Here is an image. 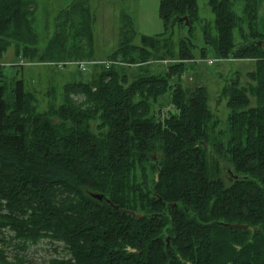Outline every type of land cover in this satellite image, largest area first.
Here are the masks:
<instances>
[{
	"label": "trees",
	"instance_id": "1",
	"mask_svg": "<svg viewBox=\"0 0 264 264\" xmlns=\"http://www.w3.org/2000/svg\"><path fill=\"white\" fill-rule=\"evenodd\" d=\"M241 1L251 23L256 0ZM233 4L208 0L216 32L204 24L200 49L203 59L212 52L217 60H256L249 90L233 83L222 91L229 111L224 145L213 144L207 89L182 85L185 63L195 61L198 0H161L164 34L142 36V46L121 43L109 57L119 65L65 85L60 104L50 92L55 99L44 112L22 81H7L3 55L14 44L28 61H76L84 42L94 40L91 12L80 2L61 11L41 48L31 6L0 0V264H23L17 256L10 263L6 249L22 252L42 239L61 243L67 255L48 264H264V46H249L264 37L251 33L236 44L241 19ZM185 18L191 38L180 43L179 63L147 72V62L161 58L159 39L176 24L186 28ZM130 66L142 72L132 81ZM168 94L179 113L157 123L152 102ZM222 157L240 179L225 181Z\"/></svg>",
	"mask_w": 264,
	"mask_h": 264
},
{
	"label": "rangeland",
	"instance_id": "2",
	"mask_svg": "<svg viewBox=\"0 0 264 264\" xmlns=\"http://www.w3.org/2000/svg\"><path fill=\"white\" fill-rule=\"evenodd\" d=\"M22 1L25 5L31 6L34 11L32 29L38 37L39 47L41 48L46 45L49 38L55 33L57 16L74 2H80V10H83L84 7L89 9L94 22L93 42H84V48L86 49L83 54H76L78 59H75L76 61H67V64L64 65L65 67L58 65L61 62L28 61L23 56L18 57L15 53L14 44L3 55L1 63L4 66V75L7 81L10 83L22 81L28 92L35 93L40 112L48 110L54 98L51 97L50 99L48 97L51 93L54 94L56 103L60 104L63 99V88L65 85L90 81L106 63L119 65L115 61L112 62L109 57L118 50L121 43L142 46V36L155 37L165 32L164 25L159 17L161 0ZM232 1L236 16L241 19L240 24L238 23L237 28L233 30L236 44L244 43V36L250 39L251 33L264 37V0L255 1V11L249 16L251 23L246 15L245 3L241 0ZM198 8L200 21L194 24L195 36L193 38L190 37L187 25L186 28L182 24L174 25L172 31L165 37L160 38V42L157 44L160 47L158 53L161 54V58L156 57L154 60L147 62L146 69L151 74H162V72L167 70L168 66L178 64L180 43L191 38L196 46V49L193 50L195 61H187L185 63L187 70L182 77V85L189 90H194L198 87L207 89L208 105L214 115L210 122L211 129H214L213 126H215V131L212 134V138L215 139L213 144L220 140L226 145L225 142L229 136V125L227 123L229 111L227 109L228 100L221 98L222 91L233 83H238L241 88L249 90L251 84L254 85V83L250 82L247 76L256 70V60L222 58L217 60L212 52H208L207 57L203 59L200 49L204 47V24H208L215 33V15L208 5V0H198ZM79 64L86 65L85 72L79 68ZM139 70L140 68L136 66L127 67V73L131 81L137 75L142 74ZM250 99L252 106H256V100L251 96ZM178 113L171 103V94L164 95L157 103L152 102L150 116L157 123H164L165 120ZM96 127L97 123H93V132H96ZM154 156L158 159L157 155ZM153 162L157 164L158 161L153 160ZM220 164L224 168H231V163L227 157H222ZM150 166L148 167L149 180H153L157 175H154ZM224 174L223 177L228 182ZM5 256L10 263L16 262L17 256L19 259H24L23 264H48L54 258H65L67 255L63 251L61 243L42 239L38 244L30 245L27 250L22 252H17L13 248L8 247L5 251Z\"/></svg>",
	"mask_w": 264,
	"mask_h": 264
},
{
	"label": "water",
	"instance_id": "3",
	"mask_svg": "<svg viewBox=\"0 0 264 264\" xmlns=\"http://www.w3.org/2000/svg\"><path fill=\"white\" fill-rule=\"evenodd\" d=\"M184 20H186V25L189 26V21L187 18H185ZM249 46L251 47H254V46H264V41H256V42H253L252 44H250ZM153 160H157L156 156H153ZM224 175L225 177L227 178L228 182L230 183H233L234 181L240 179V177L238 175H236V173L233 171L232 168H224ZM92 197L95 199V200H98V201H103V198L104 196L103 195H100V194H92ZM158 200L159 201H162V198L158 196ZM111 206H113L116 210H119V207L118 206H114L111 204ZM174 208L176 207V205L173 206ZM130 215L134 216L135 218H142L143 215H137L135 213H129ZM226 227L230 228V229H236V230H241V231H251V232H254L256 231L257 229H254L250 226H247V225H239V224H236V225H230V224H226L225 225ZM170 238L167 239L166 241V250L168 251V249L170 248ZM130 252H133L135 253L136 250H133V249H129Z\"/></svg>",
	"mask_w": 264,
	"mask_h": 264
},
{
	"label": "built area",
	"instance_id": "4",
	"mask_svg": "<svg viewBox=\"0 0 264 264\" xmlns=\"http://www.w3.org/2000/svg\"><path fill=\"white\" fill-rule=\"evenodd\" d=\"M216 61H217V60H216ZM66 64H67V63H60V64H58V65H60V66L63 67V66L66 65ZM111 64H113V63H106L107 66H109V65H111ZM79 68H81L82 71L85 72L87 67H86L85 64H79Z\"/></svg>",
	"mask_w": 264,
	"mask_h": 264
}]
</instances>
